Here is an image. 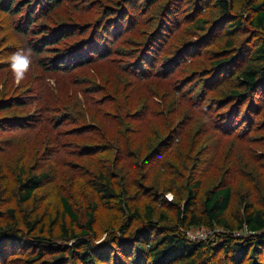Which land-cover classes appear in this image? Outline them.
<instances>
[{"label": "rangeland", "instance_id": "1", "mask_svg": "<svg viewBox=\"0 0 264 264\" xmlns=\"http://www.w3.org/2000/svg\"><path fill=\"white\" fill-rule=\"evenodd\" d=\"M60 1L61 6L56 11L47 12L46 17L37 19L36 25L42 30L52 31L57 26L70 23L89 26L98 16L99 2L102 5L107 2ZM187 6L191 8L187 3L183 7ZM239 9L242 12L247 10L237 5L235 13L238 14ZM188 12L191 22L188 23L189 16L185 23L177 16L178 29L168 38L163 51L154 60L147 53L152 58L148 62L143 56L148 67L143 65L136 72L132 70L135 61L128 57L139 56L145 50L144 34L129 33L125 36L127 40L110 49L111 53L104 59L93 60L85 67L61 74L46 73L45 76L38 63L39 56H36L33 69L29 68L20 84L15 82L11 71L7 58L9 53L0 57V99L6 100L5 105H8L0 109V118H6L7 121L11 116L27 119L20 128L5 127L0 130L1 212L14 205L8 195L17 190L19 166H22L20 172L25 171L24 177L51 170L49 180L36 191L32 203L26 206L30 213L45 214V210L57 203L58 197L65 196L83 221L88 208L96 205L92 241L99 246L106 243L110 230L126 221V218H119L117 213L106 211L99 200L97 187L102 172L111 178L117 191H125V198L130 205L141 213L149 201L146 188H151L149 190L160 196V200L167 193L166 199L171 195L168 201L173 202L175 195L174 203L167 202L165 206L159 203L156 208L157 215L164 214L168 218L167 222L160 223L161 226L176 224V209L180 206L182 210L188 180L201 182L197 199L199 210L205 193L220 181L231 184L235 189L232 206L227 212L229 221L232 220L233 211L238 212V206L242 208L244 202L253 200L264 208V89L253 92L243 100L232 132L224 131V128L227 129L224 122L229 117L231 104L224 108L221 101L226 99L232 89L238 90V81L230 75V70L235 67L225 70L226 77L222 73L218 82L210 79V83H204L214 73L210 63L224 53L222 50L226 38L220 35V31L213 40L208 41L206 38L205 44L201 36L208 35L210 31L195 30L192 23L197 16L194 12ZM201 14L206 19L212 18L207 12ZM144 20L143 28L153 31L154 23L149 18ZM259 34L246 29L236 33L234 48L242 54L235 59L234 64L242 61L238 62V66L245 65L243 60L247 58L250 46L258 41L255 36ZM96 36L97 33H93L89 40ZM74 40L76 37L69 36L64 43L56 46L64 48ZM10 46H15L11 40ZM57 47H50L42 56L55 60L59 56L55 54ZM178 49H186L187 52H181L179 57H183L185 62L179 63L181 60H178V71L168 65V72L164 74V65L176 57L174 54ZM236 52L229 54L234 55ZM32 55L34 57V52ZM154 61L155 67L150 70L149 65ZM118 70L123 73L121 77L111 75ZM54 79L58 82L55 83ZM97 81L98 94L90 96L89 89ZM203 83L211 87L206 89L205 99H201L204 102L199 106L192 96L195 86H203ZM116 85L122 92L116 94ZM199 91L201 89H197L195 94ZM118 97L122 99L118 100ZM97 99L101 101L100 105H97ZM247 106L258 108L259 114L254 121L251 119L250 125L243 128L247 121L241 120L244 113L250 116L254 113L249 108L246 111ZM140 115L143 116L142 122L138 120ZM116 117L125 118L123 127L115 124ZM216 117L214 123L213 118ZM119 130H122L121 133ZM161 141L164 142V149L160 158L151 159L154 166L148 167L144 173H137L133 163L143 162ZM182 156L188 160L181 159ZM169 163H174L176 170L166 167ZM155 184L161 190L155 188ZM140 225V221H135L126 237L131 238V233ZM224 231L222 227L213 230L191 228L183 230L182 234L192 239L193 236L206 233L210 239L205 242L209 244L220 235L224 237ZM230 232H237L232 233L233 236L248 234L245 230ZM156 234H153L152 239L157 237ZM62 242L60 240L57 244ZM21 246L18 243L5 244L1 250H10L13 255L6 262L0 261V264H25L24 260L31 254H28L30 250L22 253ZM215 259L219 261L222 256ZM211 260L214 258L205 254L201 264H208Z\"/></svg>", "mask_w": 264, "mask_h": 264}, {"label": "trees", "instance_id": "2", "mask_svg": "<svg viewBox=\"0 0 264 264\" xmlns=\"http://www.w3.org/2000/svg\"><path fill=\"white\" fill-rule=\"evenodd\" d=\"M186 3L191 8L188 9V6L184 8ZM237 5L246 8L245 11L248 12H242L239 9L238 14L235 13ZM59 6H61L60 0H0V57L9 53L8 58L17 50L30 49L31 65L29 68L31 70L34 67L36 56H39L38 63L45 76L46 73L61 74L85 67L93 60L104 59L111 53L110 49L113 50L119 42L127 40L125 36L129 33L141 36L144 34L143 49L145 50L142 51V49L139 56L128 57L129 60L135 61L132 70L136 72L143 65L148 67L143 56L148 62L152 59L151 56L154 60L163 51L168 38L178 29L177 16L182 18L183 23L189 16V23L191 22L190 14L187 12L193 10L197 18L193 21L192 27L202 32L210 31L208 35L201 36L205 44L207 43L206 38L208 41L213 40L220 31H222L220 35L226 38V45L222 50L224 53L210 63L214 73L204 83H210V79L218 82L222 73L223 77H226L225 70L235 67L230 70V75L238 81V90L232 89L226 99L221 101L224 108L231 104L229 117L224 122L227 129L224 128V131L232 132L243 100L253 92L264 89V0H107L104 5L99 2L98 16L93 17V19L96 18L89 26L70 23L57 26L50 31L49 29L42 30L39 25H36L37 19L46 17L47 12L56 11ZM206 12L212 17L211 19H206L204 14H201ZM144 18H149L154 23L153 31H146L143 28ZM240 29L261 34L255 36L258 41L250 46L247 58L243 60L245 65L238 66V62L242 61L235 64L234 61L242 52L235 51L233 39ZM93 33H97V36L89 40ZM69 36L76 37V40L64 48L56 46L64 43ZM10 40L14 42L17 50L15 46H10ZM50 47L58 48L55 54L59 56L55 60L42 56V53H46ZM183 51L186 49L182 51L178 49L174 54L176 57L166 62L164 74L168 72V65L173 66L175 71L179 63L185 62L183 57L179 58ZM233 51L237 54H229ZM32 52H34V57ZM179 59L181 61L178 63ZM154 67L155 61L149 65L150 70ZM111 75L121 77L123 73L118 70ZM54 81L58 82L57 79ZM128 81L131 83L130 79ZM204 83L203 86H195L193 91L192 97L196 99L195 104L199 106L204 102V100L201 102V99H205L206 89L211 87ZM97 84L98 81L89 89L90 96L97 93ZM115 87L116 94L122 92L117 85ZM197 89L201 91L195 94ZM100 102L98 101L97 105H100ZM5 104L6 100L0 99V109L8 107ZM248 108L254 113L249 112L251 116L244 113L241 120L247 119V121L243 128L250 125L251 119L254 121L259 114L258 108L252 109L247 106L246 111ZM9 118V121L6 118H0V130L5 127L17 129L27 121V119L21 120L16 116ZM217 118H213L214 123ZM142 119L143 116L140 115L138 120L142 122ZM124 121V117L114 119L115 124L120 128L125 125ZM216 126L219 127L218 124ZM119 131L121 133L122 130ZM163 145L164 142L161 141L156 149L149 152L143 162L133 163L132 166L137 173H144L148 167L154 166L151 159L160 158L164 149ZM181 159L188 160L185 156ZM166 167L176 170L174 163L166 164ZM18 169L17 190L8 195L14 205L6 208V211H0L1 262H6L10 255H13L10 250H1L3 246L7 243H18L22 245V253L30 250L28 254L31 255L24 260L25 264H201L205 254L214 258L208 264H264V208L256 205L253 200L244 202L242 208L238 206V212L233 211L232 220L229 221L227 212L232 206L235 189L224 181L214 184L205 193L202 207L199 210L197 199L201 182L188 180L182 210L180 206L176 209V224L161 226L160 223L167 222L168 218L164 214L157 215L156 208L159 203L164 206L167 202L174 203L176 198L173 192L171 193L174 195V200L169 202L165 197L167 193L160 200V196L153 190H149L151 188H146L145 193L149 195V201L145 205L144 212L141 213L138 208L130 205L129 200L125 198V191L121 193L117 191L111 178L102 172L97 187L99 200L106 211L115 212L119 218H126V221L118 228L110 230L106 243L99 246L92 241L95 234L96 205L88 208L83 221L65 196L58 197L57 203L45 210V214L30 213L26 206L32 203L36 191L49 180L51 170L24 177L25 171L20 172L22 166ZM154 186L161 190L158 184ZM133 198L136 199V196ZM135 221H140L141 225L131 233V238L128 239L126 235L129 234L130 227ZM216 227L225 229L224 237L220 235L218 237L220 240L217 238L209 244L205 241H190L182 234L183 230L188 231L191 228L213 230ZM237 230H245L248 234L233 236L232 233L237 232H230ZM154 233H157V237L152 239ZM60 240L63 244H57ZM219 255L222 259L217 261L215 258ZM49 256L51 258H47Z\"/></svg>", "mask_w": 264, "mask_h": 264}, {"label": "clouds", "instance_id": "3", "mask_svg": "<svg viewBox=\"0 0 264 264\" xmlns=\"http://www.w3.org/2000/svg\"><path fill=\"white\" fill-rule=\"evenodd\" d=\"M8 59L15 82L20 84L31 65V50H17L15 53L11 54ZM169 199H171V195H169Z\"/></svg>", "mask_w": 264, "mask_h": 264}, {"label": "built area", "instance_id": "4", "mask_svg": "<svg viewBox=\"0 0 264 264\" xmlns=\"http://www.w3.org/2000/svg\"><path fill=\"white\" fill-rule=\"evenodd\" d=\"M168 200L170 201L169 198H168ZM220 233H222V232H220ZM208 239H210V237H208L206 233H200L196 237L193 236V238L189 239V240L190 241H206Z\"/></svg>", "mask_w": 264, "mask_h": 264}, {"label": "bare ground", "instance_id": "5", "mask_svg": "<svg viewBox=\"0 0 264 264\" xmlns=\"http://www.w3.org/2000/svg\"><path fill=\"white\" fill-rule=\"evenodd\" d=\"M29 124V123H28ZM2 127V126H1ZM49 142V141H48ZM35 143V142H34Z\"/></svg>", "mask_w": 264, "mask_h": 264}]
</instances>
